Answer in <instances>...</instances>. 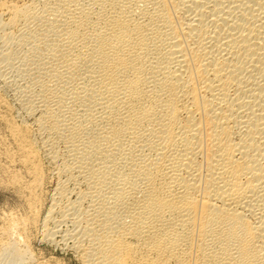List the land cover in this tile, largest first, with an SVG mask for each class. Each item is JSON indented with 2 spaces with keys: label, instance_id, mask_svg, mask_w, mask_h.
<instances>
[{
  "label": "bare ground",
  "instance_id": "6f19581e",
  "mask_svg": "<svg viewBox=\"0 0 264 264\" xmlns=\"http://www.w3.org/2000/svg\"><path fill=\"white\" fill-rule=\"evenodd\" d=\"M0 85L5 264H61L45 157L82 264H264V0H4Z\"/></svg>",
  "mask_w": 264,
  "mask_h": 264
},
{
  "label": "rangeland",
  "instance_id": "374dc122",
  "mask_svg": "<svg viewBox=\"0 0 264 264\" xmlns=\"http://www.w3.org/2000/svg\"><path fill=\"white\" fill-rule=\"evenodd\" d=\"M3 1L4 0H0V3H2ZM0 92H1L0 93L1 95H3L2 93H4L3 96L8 98V100L11 103H13L14 106L16 104L15 107L18 106L17 101L15 100L16 98L13 94V91L11 92V91H7L6 89L4 90V88H2V86L0 85ZM1 127H2V124L0 125V130L2 132L3 127H2V129H1ZM1 132H0V135L2 134ZM0 161L2 162L3 160H0ZM43 163H45V165H44L45 167L47 166V167H50L52 169V167H51L52 164L49 163V161L46 157L43 159ZM47 167H46V170L48 171L47 173L50 176H48V178L46 180L45 187H44V191H46V193H47V194L45 193V196L47 195L46 196L47 199H45V201H46L45 205L46 206L44 205V207H41L42 210L43 209H45V210L41 211L42 214L40 215L41 220L38 222L39 224L37 223L35 226L31 227V230L29 231V239L31 241L30 247H31L33 253L35 254V256L38 258L41 256L42 259H46V258H50V257L54 256L60 260L61 264H82V262L79 260V257H77L76 254L74 253V251L71 250L70 248H68V246H66L65 243L56 244L54 242L48 241L43 236L45 233L44 232L45 228H43L44 224L42 223V220H43V217L46 216V214H47L46 212L48 211L47 209L49 208V206H51L50 204H52V202H53L51 198H52V195L55 194L54 189L56 188V185L58 184V181H59L58 177L56 175H53V173L51 172L52 170L50 168H47ZM1 174L2 173L0 171V181L3 178V175H1ZM1 182H3V180ZM1 182H0V215H2L1 213H4V210L5 211H11L12 210L15 212L17 211L16 213L18 215H26L25 213H27V208L25 207V205H24L23 201L20 199V197L18 198V196H17L18 193L16 191L12 190L11 188L6 187V185L4 183H1ZM74 197H75V195H72L73 199H75ZM2 222H3L2 216H0V224H1L0 227L2 226ZM61 225L62 226L60 228H61V230L63 229L62 230L63 232H61V234H63L67 228L72 227L71 222H65V223H62ZM5 263H6V261L4 259V255H1V252H0V264H5Z\"/></svg>",
  "mask_w": 264,
  "mask_h": 264
}]
</instances>
